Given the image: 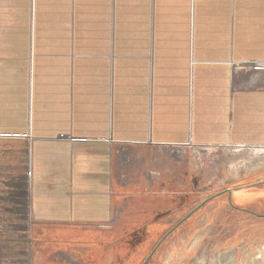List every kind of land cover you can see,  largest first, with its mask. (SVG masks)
<instances>
[{
  "label": "crops",
  "instance_id": "0c3cea01",
  "mask_svg": "<svg viewBox=\"0 0 264 264\" xmlns=\"http://www.w3.org/2000/svg\"><path fill=\"white\" fill-rule=\"evenodd\" d=\"M256 62L264 0H0V264H26L30 225L63 264L73 229L146 195L147 146H264Z\"/></svg>",
  "mask_w": 264,
  "mask_h": 264
},
{
  "label": "rangeland",
  "instance_id": "374dc122",
  "mask_svg": "<svg viewBox=\"0 0 264 264\" xmlns=\"http://www.w3.org/2000/svg\"><path fill=\"white\" fill-rule=\"evenodd\" d=\"M238 150L241 148L197 146H147L138 150L140 163L130 164L134 171L129 179L144 184L146 195L121 196L119 203H114L110 223L73 229L74 243L51 250L48 261L213 264L220 255L223 259L230 258L226 254L230 250L235 254V257L230 254L234 262L241 264L248 254H257L259 244L264 241V171L247 175L239 169L236 174L237 168L229 165V160L235 162V157L229 155ZM150 172L158 177L148 180ZM161 189L167 194L158 195ZM227 190L232 192L231 201ZM205 201L199 211L170 233ZM44 230L47 231L31 225L27 228L23 239L27 247L26 264H39L36 235ZM262 255L256 264H264Z\"/></svg>",
  "mask_w": 264,
  "mask_h": 264
},
{
  "label": "bare ground",
  "instance_id": "6f19581e",
  "mask_svg": "<svg viewBox=\"0 0 264 264\" xmlns=\"http://www.w3.org/2000/svg\"><path fill=\"white\" fill-rule=\"evenodd\" d=\"M239 148H241V150H238L237 153L231 152L232 154L229 155V156L235 157V162H231V160H229V158H227L229 160V163H230L229 165L231 166V168L232 167L237 168V170L236 169L234 170V171H236L235 172L236 174H239V169L247 172V175H253V174L261 173L264 171V146H262V147H256V146L255 147L254 146H252V147H239ZM196 244H198V243H196ZM230 252H231L230 250L226 251V254H228V256H230V258L226 257L223 259L220 257L222 255H220L219 257L214 258L213 264H236L233 260V258L235 257L234 256L235 254L233 255ZM233 253H235V252H233ZM263 253H264V241H262L261 244H259V251L257 252V254H248L247 256H245L244 260L241 261L242 262L241 264H251V261L254 260V262H255V261H257L256 260L257 258L260 259V257L263 256L262 255ZM230 254L233 255L234 257L232 258V256ZM251 258H253V259H251ZM263 261H264V259H263ZM237 264H239V263H237ZM252 264H254V263H252ZM255 264H256V262H255Z\"/></svg>",
  "mask_w": 264,
  "mask_h": 264
},
{
  "label": "built area",
  "instance_id": "2783aa9c",
  "mask_svg": "<svg viewBox=\"0 0 264 264\" xmlns=\"http://www.w3.org/2000/svg\"><path fill=\"white\" fill-rule=\"evenodd\" d=\"M195 1H200V0H192V2H195ZM251 65H252V67L253 66H257V67H259L261 69H264V62L248 63V66H251ZM242 66H244V65L243 64H240V65L239 64H234L232 69L234 71V70L237 69V67H242ZM187 146L189 147V146H197V145L188 144ZM197 147H211V146H197ZM225 147H237V148H239V147H246V146L245 145H228V146L214 147V148H225ZM148 174H149L148 177H147L148 180H154L155 178L158 177V175H155L154 173H151V172L148 173Z\"/></svg>",
  "mask_w": 264,
  "mask_h": 264
},
{
  "label": "water",
  "instance_id": "95a60500",
  "mask_svg": "<svg viewBox=\"0 0 264 264\" xmlns=\"http://www.w3.org/2000/svg\"><path fill=\"white\" fill-rule=\"evenodd\" d=\"M227 192H228V194H229V201H231V197H232V192L230 191V190H227ZM221 194H223V193H221ZM208 201V200H207ZM207 201H205V202H203L201 205H199L198 207H196L194 210H192L188 215H186L173 229H172V231L170 232V233H173L176 229H178L182 224H184L189 218H191L197 211H199L201 208H202V206H204L205 205V203L207 202ZM168 236V235H167ZM166 236V237H167ZM165 237V238H166ZM164 238V239H165ZM163 239V240H164ZM162 243V242H161ZM161 243H160V245H161ZM159 245V246H160ZM153 254H154V252L152 253V255L148 258V260H147V262H149V260L152 258V256H153Z\"/></svg>",
  "mask_w": 264,
  "mask_h": 264
},
{
  "label": "flooded vegetation",
  "instance_id": "af4514ba",
  "mask_svg": "<svg viewBox=\"0 0 264 264\" xmlns=\"http://www.w3.org/2000/svg\"><path fill=\"white\" fill-rule=\"evenodd\" d=\"M228 194V193H227Z\"/></svg>",
  "mask_w": 264,
  "mask_h": 264
}]
</instances>
